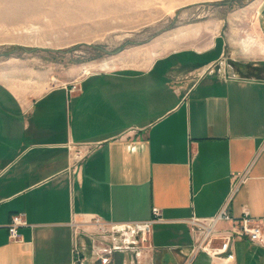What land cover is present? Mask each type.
<instances>
[{"label":"crops","instance_id":"0c3cea01","mask_svg":"<svg viewBox=\"0 0 264 264\" xmlns=\"http://www.w3.org/2000/svg\"><path fill=\"white\" fill-rule=\"evenodd\" d=\"M256 30L264 44V3ZM152 55L62 78L32 58H0V264H224L195 251L190 220L208 222L228 204L233 216L248 209L264 224V75L216 72L221 53L184 71ZM71 141L90 148L77 165ZM156 207L139 256L97 259L94 245L124 237L96 236L93 218L147 221ZM17 214L26 224L12 239ZM233 250L230 264H264L262 244L236 239Z\"/></svg>","mask_w":264,"mask_h":264},{"label":"rangeland","instance_id":"374dc122","mask_svg":"<svg viewBox=\"0 0 264 264\" xmlns=\"http://www.w3.org/2000/svg\"><path fill=\"white\" fill-rule=\"evenodd\" d=\"M263 3L0 0V58H32L40 69L62 78L72 69L87 73L90 68L88 72H95L106 61L117 67L120 59L148 55L150 51L154 53L150 59L167 55L175 58L178 71H184L190 62L204 63L221 53L216 72L225 68L233 75L262 76L264 54H245L236 41L258 36L251 32L257 31Z\"/></svg>","mask_w":264,"mask_h":264},{"label":"built area","instance_id":"2783aa9c","mask_svg":"<svg viewBox=\"0 0 264 264\" xmlns=\"http://www.w3.org/2000/svg\"><path fill=\"white\" fill-rule=\"evenodd\" d=\"M69 151L73 152L72 159L77 165L89 153L90 148L86 144L68 143ZM77 167V166H76ZM75 167V168H76ZM245 176L237 178L232 182V189L237 190L239 185L243 183ZM154 218L147 221L124 222V223H105L99 217L93 218L94 224L97 226L95 235L104 238L121 234L124 239L121 245H102V243L94 245L97 253V259L103 263H110L112 258L110 254L114 250L125 251L135 250L140 255V242L147 241L148 235L153 231V225L161 216L160 208L153 209ZM221 222H228L227 228H220ZM20 214L14 215L8 224V230L12 239L20 237L19 228L25 225ZM194 231L198 234L199 239L195 245V251L206 252L211 258L220 259L224 264H230L235 260V252L233 250V242L236 239H249L252 242L264 245V224L259 218L252 216L248 209H244L240 216H233L229 211L228 204L208 222H203L199 218L193 217L190 220ZM103 240H100L102 242ZM74 262H82L78 250L74 251Z\"/></svg>","mask_w":264,"mask_h":264},{"label":"bare ground","instance_id":"6f19581e","mask_svg":"<svg viewBox=\"0 0 264 264\" xmlns=\"http://www.w3.org/2000/svg\"><path fill=\"white\" fill-rule=\"evenodd\" d=\"M236 43L239 44L243 53H245V54H253V53H255V51L257 49H258V51H260V53L264 54V44L255 35L254 36L251 35L247 38H238ZM115 67H116L115 63H113L111 61H106V62H103L102 64H100L98 68L100 70H109V69H114ZM89 69L90 68H88V71H89ZM88 71H87V73H90Z\"/></svg>","mask_w":264,"mask_h":264}]
</instances>
